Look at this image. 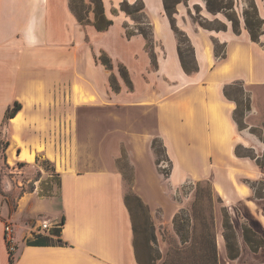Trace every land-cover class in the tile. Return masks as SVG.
I'll return each mask as SVG.
<instances>
[{"label":"crops","instance_id":"crops-1","mask_svg":"<svg viewBox=\"0 0 264 264\" xmlns=\"http://www.w3.org/2000/svg\"><path fill=\"white\" fill-rule=\"evenodd\" d=\"M122 1L102 0L105 15L113 24L97 31L92 25L83 28L69 0H0V146L5 122L13 133H19V138L11 134L6 139L8 145L1 149L4 164L8 169H21L19 164L32 163L35 157L31 149L38 139L26 128L48 126L42 109L54 101H65L66 77L72 80V86L79 83L83 95L89 93L96 98L78 103L80 106L109 105L114 99L119 104L153 108L154 123L151 126L146 121V129L152 131L138 139L151 142L158 137L162 142L170 163L167 187L176 190L187 182L210 179L213 195L222 202L235 230L240 253L233 264H264V246L252 251L242 230L247 224L264 239V196L257 197L246 182H264V165L256 163L264 152V128L262 139L249 128H238L233 117L236 103L224 94L227 85L239 81L264 86V0H253L262 20L256 41L251 39L243 18L237 31L227 20L223 30H210L189 17L193 6L204 9L203 0L177 2L172 17L193 48L197 69L191 73L183 69L163 0H142L152 29L154 57L146 50L141 34L126 37L124 24L131 21L119 10ZM242 7L241 0L236 1L238 12ZM216 43L223 47L220 56L215 54ZM100 51L107 53L115 65L125 66L132 90L119 81V91L110 95L109 77L117 74V69L96 62L95 55ZM15 101L22 105L14 116H22L19 124L12 121L14 117L5 118ZM238 144L251 148L256 158L236 155ZM50 148L46 141L36 151L47 154ZM23 152L32 158L22 156ZM143 169L149 175L145 184L151 200L162 205L165 198L160 196V174H154L150 167ZM56 176L58 197L36 199L41 204L39 210L25 193L11 208L0 205V264H9L6 222H11L14 229L13 264H140L122 174L112 169H64L56 171ZM62 219L64 243L26 244L34 233L48 234ZM216 238L223 243L221 232Z\"/></svg>","mask_w":264,"mask_h":264},{"label":"rangeland","instance_id":"rangeland-1","mask_svg":"<svg viewBox=\"0 0 264 264\" xmlns=\"http://www.w3.org/2000/svg\"><path fill=\"white\" fill-rule=\"evenodd\" d=\"M169 1L173 7L175 0ZM210 1L214 6L213 11L208 10L206 0H203L204 9L199 6L190 9L189 17L199 27L223 30L227 20L237 29L240 18H243L245 24L244 12L246 10L253 12L251 8L253 0H241L243 5L241 12L235 8L236 1L239 0ZM82 5L88 7L87 0H82ZM129 9L132 14H126L131 21L128 23V29L132 31L140 27L149 33L143 13L135 11V7ZM202 10H205V14ZM92 16L90 12L89 17ZM89 25L82 26L87 29ZM175 27L180 30L176 24ZM255 29L258 27L255 26ZM85 39L88 41L89 37L86 35ZM179 42L186 63L192 67L191 52L183 36H179ZM80 44L81 42L76 46V50L79 49ZM153 46L154 43L148 36L145 48L152 57H154ZM215 47L222 54L223 47L218 43ZM100 52L96 55H100ZM111 64L112 68L117 69V74H110V95L119 91V81L124 82L126 89L132 90L128 88L119 71L120 66H125L121 63L115 65L112 60ZM112 81L118 84V90L112 89ZM71 82L72 80L66 77L63 89L64 102L58 104L54 101L42 109L44 123L48 126L44 124L42 127L26 128L29 134L38 139L31 149L35 157L31 164H19L21 169H8L4 164L1 150L3 146H0V205L11 208L16 199L25 193L28 199L33 200L34 207L39 210L41 204L36 199L58 197L59 178L56 176V171L117 170L123 176L124 198L130 207L133 228L136 230L134 243L140 264H210L213 239H215L218 263L233 264L227 256L225 240L221 243L216 238L218 232L223 235L231 233V230L224 229V223L228 220L231 222V218L227 216V211L219 198L213 195L210 179L187 182L176 190L169 189L166 178L170 163L165 157L162 142L158 137H154L151 142L138 139L143 133L152 131L150 130L152 128L146 129V121L151 126L154 123L153 108L119 104L114 99L109 105L80 106L78 103L94 101L96 98L89 93L83 95L78 87L79 81H76L78 84L74 86ZM226 92L236 103L233 117L238 128H249L251 133L262 139L264 86H249L239 81L227 85ZM38 117L41 119L42 116ZM20 119H22L21 115L18 116V121ZM11 134L19 138V133L16 131L13 133L11 125L5 122L2 127V140L6 141ZM46 141L51 146L47 154L36 151L42 149ZM236 147L242 155L251 157L257 155L249 147L240 144ZM22 156L26 154L23 152ZM257 160L264 161V152L260 153ZM13 166L17 167L16 164ZM143 167H150L154 174H160L162 180L160 196L165 198L162 205L151 200V191L145 184L149 175ZM246 182L253 187L254 194L264 191L263 181L246 180ZM135 197L139 198L142 206L138 205ZM148 202H151V205ZM153 230L157 237L155 236V241H149ZM53 240L55 241V238Z\"/></svg>","mask_w":264,"mask_h":264},{"label":"trees","instance_id":"trees-1","mask_svg":"<svg viewBox=\"0 0 264 264\" xmlns=\"http://www.w3.org/2000/svg\"><path fill=\"white\" fill-rule=\"evenodd\" d=\"M180 1L181 0H175L173 7H171V1H169V0H163V3H164L165 11L171 19L172 28L174 30V33H175L177 41H178V52L180 55V59L182 62L183 69L187 73H191L197 69V66H196L193 58H191L192 67H189L188 64L186 63L185 58H184V53H183L182 48H181V44L179 42V36L184 37L185 42L188 44L189 51L191 52V56H192L193 48H192L186 34L182 30H178L175 27V24H174L172 17H171L172 14L175 12V4L177 2H180ZM87 3H88V7H84L82 5V0L81 1L80 0H69V7H70L71 11L73 12L74 16L76 17L77 21L81 25L90 24L97 31L107 30L113 24V20L111 18H108L105 15L102 0H87ZM206 4H207V8L209 11L214 10V6L212 5V2L210 0H206ZM131 7H133V8L135 7V11H141L143 13V16L146 18V24L149 27V33H147L144 29H142L140 27H136L134 30L130 31L128 29L129 24L126 22L124 24L126 37L130 38L134 34H141L145 38L146 42L148 41V36H150L151 40L153 41L150 21L148 20L146 13L144 11V4H143L142 0H137L134 3H129L128 1L123 0L119 5V10L122 12H125V14L131 15L132 11H130V9H129ZM222 7H220V8H222ZM251 8L253 9V12H250L248 10H246L244 12L245 26L250 33L251 39L256 41L259 39V35L261 34L262 20L259 18L258 14H257L254 2H253V5H251ZM90 12L93 14L92 18L89 17ZM116 13H117V9H114L113 14H116ZM136 22H139V21H136ZM255 26H257L258 29H255ZM224 28H225V26H224ZM234 29L237 31V29L235 27H234ZM215 54H216V56L222 55V54H220V52L218 51V49L216 47H215ZM95 59H96V61L103 64L107 69L112 68L111 59L105 52H103V51L100 52V55H96ZM119 68H120L119 71H120L123 79L126 81L128 88L132 89V82L128 76L127 69L123 66L122 67L120 66ZM111 86H112V89H114V90L119 89V86L116 82L112 81ZM224 94L228 97V94L226 92V87L224 88ZM21 108H22L21 103L19 101H15L13 103V105L6 110L5 118L6 119L13 118ZM1 144L3 147H6L8 145V141L1 140ZM235 153L238 156H248L252 159L256 158V157H251L250 155L240 154L239 151L237 150V147L235 148ZM256 163L259 166L264 165V161L261 162V161H258L257 159H256ZM255 195L257 197H263L264 191L255 192ZM135 198L138 201V205L142 206V203L140 202L139 198H137V197H135ZM129 209H130V207H129ZM130 212H131V210H130ZM227 216H228V213H227ZM62 224H63V219L61 220V222L58 225L51 227L49 229L48 234L34 233L33 237L31 239L26 240V244L32 245V246H47V245H52V244L64 243L61 239V226H62ZM224 229L226 231L231 230V233H224L223 236H224V240H225V244H226L227 256L229 259L233 260L239 256L240 251H239V247H238V243H237V239H236L235 230L233 228L232 223L229 220L226 223H224ZM242 230H243L244 240L252 251L256 252L262 246H264L263 237L260 234H258L257 232H255L254 230H252V228H250L247 224L242 225ZM135 232H136V230L134 229V234H135ZM54 238H55V241L53 240ZM149 241H155L154 230L151 231V233H150V240ZM136 253H137V248H136ZM137 257H138V254H137ZM209 258H210V264H218L217 254H216V250H215V239H213L212 248H211ZM9 264H13V256H12L11 252L9 254Z\"/></svg>","mask_w":264,"mask_h":264},{"label":"built area","instance_id":"built-area-1","mask_svg":"<svg viewBox=\"0 0 264 264\" xmlns=\"http://www.w3.org/2000/svg\"><path fill=\"white\" fill-rule=\"evenodd\" d=\"M4 237L7 243L8 250L10 252H13L15 237H14V229L10 222H6L4 224Z\"/></svg>","mask_w":264,"mask_h":264},{"label":"bare ground","instance_id":"bare-ground-1","mask_svg":"<svg viewBox=\"0 0 264 264\" xmlns=\"http://www.w3.org/2000/svg\"><path fill=\"white\" fill-rule=\"evenodd\" d=\"M19 115V114H18ZM18 115L16 116V117H14L13 119H12V121H14V122H16V121H18ZM27 156V158H29V159H31L32 158V155H26Z\"/></svg>","mask_w":264,"mask_h":264}]
</instances>
